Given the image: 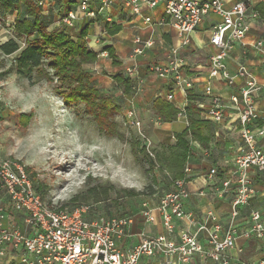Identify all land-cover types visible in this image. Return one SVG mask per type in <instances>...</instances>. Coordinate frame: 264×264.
<instances>
[{
	"label": "crops",
	"instance_id": "0c3cea01",
	"mask_svg": "<svg viewBox=\"0 0 264 264\" xmlns=\"http://www.w3.org/2000/svg\"><path fill=\"white\" fill-rule=\"evenodd\" d=\"M236 1L238 0H224L225 6L228 7ZM77 3L78 0L52 1L48 7L41 10L42 22L48 31H64L73 40L79 37L84 39L87 47L96 53L95 61L84 66L93 70L89 71L104 94L111 96L113 89L120 92L116 101L112 98L118 110L123 106L126 109L130 106L134 107L143 123L146 122V116H152L155 122L147 125V130L151 127V131H155L154 135L159 141L168 135L175 140L174 134L181 132L187 126V119L180 118L177 114L175 120L163 122L154 115L152 104L156 98H163L180 109L185 107L188 101L187 93H190L198 110L196 116L204 122L199 128L200 131L198 130L202 139L190 138V151L181 167L189 191L183 209L186 213L192 214L195 223L189 225L186 219L176 220L171 238L176 241L180 229L188 228L195 231L203 221H207L210 225L209 220L206 219L208 211H212L226 229L230 224V203L237 179L233 159L242 148L238 116L229 106V100L231 95L238 94L244 80L238 77L233 85H227L220 76L213 77L210 81V93L205 92L209 74L208 57L218 51V48L210 42V34L213 26L220 21V17L213 13L206 15L194 30L185 35L188 42L179 46L182 37L169 24V18L164 14L161 5L153 8L141 6L142 16H149L150 23H145L141 16L133 14L128 7L118 3L109 4L102 11L97 12L94 18L79 17L72 25L60 23L57 15L69 10H77ZM93 3L95 7L99 6V0H93ZM251 6L256 10L257 17L248 20V29L241 40L231 41L224 62L230 73H234L240 64L246 65L258 84L264 85V0H252ZM136 37L140 38V43L135 42ZM147 40L150 45L145 46L141 54L131 59L130 54L134 47L143 45ZM258 41H262L259 46L256 44ZM176 45L179 46V54L184 60L181 69L184 84L182 90L172 77L160 78L149 70L151 64L164 63L170 49ZM133 66L135 72L129 75L127 69ZM116 75L129 79L131 82L129 92H124L123 87L115 82ZM168 95L172 97L169 99ZM214 97L220 98L227 105L223 119L218 122L206 116V111ZM255 107L258 116L254 131L258 145L264 148V88L255 95ZM172 144L167 153L157 152L162 163L159 164L161 171L166 170L167 174H170V185L167 190L172 187L176 178L173 177L175 169L171 171L165 166L171 157V151L174 150L175 141ZM213 167L216 168V173L209 176V170ZM248 175L254 192L249 197L248 204L240 207L238 216L233 220L237 236L235 247L228 251L230 264H234L237 260L264 259V237L259 238L255 234L249 237L243 235L252 226L250 220L252 211H259L264 224V170L251 168L248 170ZM225 181L229 182L227 186L223 185ZM167 190L154 193L152 199L146 197L145 200L155 205L158 197ZM0 205L5 210L3 223L6 227L15 225L22 230H28L23 214L14 211L8 194L1 185ZM138 211L132 214L135 220L121 243L123 248L132 247L140 240L142 234L153 236L166 232L159 214L154 222L145 223L138 216ZM199 242L202 247H207L202 232L199 234ZM3 248L0 264H22L19 258L21 249L10 248L8 244H4ZM141 264H158V258L144 257ZM189 264L218 263L201 253H195Z\"/></svg>",
	"mask_w": 264,
	"mask_h": 264
},
{
	"label": "built area",
	"instance_id": "2783aa9c",
	"mask_svg": "<svg viewBox=\"0 0 264 264\" xmlns=\"http://www.w3.org/2000/svg\"><path fill=\"white\" fill-rule=\"evenodd\" d=\"M54 0H38L42 9L48 7ZM111 3L128 7L135 15L142 17L145 23H150L149 16H142L141 6L153 8L161 5L163 12L169 18V24L181 35L179 46L186 44V34L194 30L202 19L209 13L220 17L212 28L210 42L218 51L208 57L209 74L205 92L210 93L211 78L220 76L227 85H233L236 78L244 82L238 94L230 96L229 106L238 116L239 135L242 148L233 159L236 166V185L231 199L230 224L225 229L219 223L217 216L208 211L206 219L197 226L195 231L180 229L176 241L171 238L176 226V220L186 219L189 225L195 221L192 214L183 209L185 199L189 196L184 177L175 178L172 187L163 192L155 205L143 201L138 216L145 223L155 221L157 214L161 217L164 234L141 235L140 240L130 248H123L121 243L128 235V228L133 224L134 215L103 216L96 214L86 218L88 206L78 205L72 209L50 207L36 191L25 166L17 160L0 157V185L6 190L15 212L23 214L28 230L18 226L6 227L3 223L5 210L0 205V258L4 253V244L10 248L21 249L19 256L22 264H141L144 257H157L158 264H189L195 253L211 258L218 264H230L228 251L235 247L237 236L233 220L239 214L240 207L247 205L254 188L248 175L251 168L264 170V148L257 143L254 124L257 119L255 95L264 88L258 84L244 64H240L234 73L225 66L224 57L231 46V41L241 40L248 29V20L257 17L256 10L251 6L252 0H238L226 7L224 0H99L95 7L93 0H78L77 10H69L57 15L62 24L72 25L79 17L94 18ZM140 43V38H135ZM258 46L262 41L256 43ZM150 45L147 40L141 46H135L130 54L134 59ZM179 46L170 49L164 63H154L149 70L160 78L174 79L175 84L182 90L183 76L181 69L184 60L179 54ZM135 66L127 69L131 75ZM172 95H168L170 99ZM220 98H212L211 106L206 116L212 121L223 119L225 107ZM125 123L138 130L137 137L140 146L145 148L150 157L151 140L141 128V120L134 107L125 111ZM178 117L186 118L185 107L179 109ZM186 171V169H185ZM216 173V168L209 170V176ZM229 184L223 182L224 186ZM252 226L243 233L249 237L255 234L264 237V224L259 211L250 214ZM203 233L207 247H202L199 234ZM234 264H264V259L237 260Z\"/></svg>",
	"mask_w": 264,
	"mask_h": 264
},
{
	"label": "rangeland",
	"instance_id": "374dc122",
	"mask_svg": "<svg viewBox=\"0 0 264 264\" xmlns=\"http://www.w3.org/2000/svg\"><path fill=\"white\" fill-rule=\"evenodd\" d=\"M14 14L0 13V43L12 36ZM13 58L0 53V157L23 164L32 182L44 185L40 195L50 207L85 205L87 218L132 215L146 197L168 189L170 174L152 159L170 151L175 140L168 135L159 141L151 127L147 130L155 122L152 116L141 121L140 129L151 140L153 156L134 157L131 144L139 148L140 140L138 130L125 123V106L113 113L124 139L108 137L83 103L67 104L52 82L41 78L31 83L18 75L10 68ZM113 91L116 101L120 92ZM22 112L32 115L29 121L19 120ZM95 188L101 192L97 198ZM74 195L78 198L70 202Z\"/></svg>",
	"mask_w": 264,
	"mask_h": 264
},
{
	"label": "trees",
	"instance_id": "16d2710c",
	"mask_svg": "<svg viewBox=\"0 0 264 264\" xmlns=\"http://www.w3.org/2000/svg\"><path fill=\"white\" fill-rule=\"evenodd\" d=\"M12 10L15 11L12 36L0 43L1 54H14L10 68L18 75L29 79L31 83L41 78L52 82L55 92L65 103L84 104L85 111L93 116L100 133L123 140L124 134L118 130L117 122L113 118V113L118 110L117 106L111 96L100 90L92 73L84 66L95 61L96 53L87 47L82 37L73 40L64 31L46 30L38 0H0L1 14ZM114 80L123 87L124 92H129L131 82L128 78L116 75ZM187 99L185 105L187 126L181 132L174 134V150L171 151L169 164H165L167 169L171 171L175 169L173 177L176 178L184 177L181 167L190 151V138L198 137L201 140L199 128L204 125V122L196 116L198 110L190 93H187ZM152 108L154 115L163 122L175 120L179 112V109L163 98H156ZM31 116L30 113L22 112L19 113V120L21 119L23 123L24 119L29 121ZM131 149L134 157L141 154L142 157H150L145 148L142 146L138 148L135 143L131 144ZM154 159L162 165L157 153ZM35 189L40 194L44 185L37 183ZM100 194L101 192L95 188V198ZM102 194L106 196V188L102 189ZM77 198L78 195L72 196L70 202Z\"/></svg>",
	"mask_w": 264,
	"mask_h": 264
}]
</instances>
